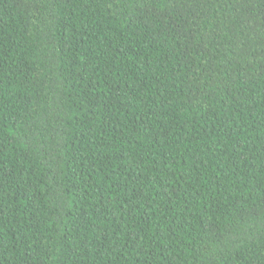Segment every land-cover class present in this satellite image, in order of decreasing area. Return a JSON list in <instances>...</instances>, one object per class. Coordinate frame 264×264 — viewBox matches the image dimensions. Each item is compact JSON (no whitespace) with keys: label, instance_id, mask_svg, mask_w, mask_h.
I'll return each instance as SVG.
<instances>
[{"label":"trees","instance_id":"1","mask_svg":"<svg viewBox=\"0 0 264 264\" xmlns=\"http://www.w3.org/2000/svg\"><path fill=\"white\" fill-rule=\"evenodd\" d=\"M0 264H264V0H0Z\"/></svg>","mask_w":264,"mask_h":264}]
</instances>
